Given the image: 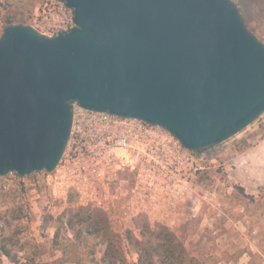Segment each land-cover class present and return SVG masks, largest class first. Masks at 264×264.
Listing matches in <instances>:
<instances>
[{"label": "water", "instance_id": "95a60500", "mask_svg": "<svg viewBox=\"0 0 264 264\" xmlns=\"http://www.w3.org/2000/svg\"><path fill=\"white\" fill-rule=\"evenodd\" d=\"M74 27L0 38V177L53 173L73 107L136 118L192 153L264 114V45L232 0H57Z\"/></svg>", "mask_w": 264, "mask_h": 264}, {"label": "rangeland", "instance_id": "374dc122", "mask_svg": "<svg viewBox=\"0 0 264 264\" xmlns=\"http://www.w3.org/2000/svg\"><path fill=\"white\" fill-rule=\"evenodd\" d=\"M57 2L0 0V38L17 25L54 37L66 19ZM243 13L264 45V14ZM66 160L50 174L0 177V264H107L108 243L87 234L100 228L122 238L167 230L200 264H264V114L218 146L152 167L103 166L97 177L76 164L64 171Z\"/></svg>", "mask_w": 264, "mask_h": 264}, {"label": "built area", "instance_id": "2783aa9c", "mask_svg": "<svg viewBox=\"0 0 264 264\" xmlns=\"http://www.w3.org/2000/svg\"><path fill=\"white\" fill-rule=\"evenodd\" d=\"M57 3L65 10L59 8L56 12L63 14L66 19L61 18L51 26L55 32L54 37L69 32L74 27L72 11L63 3ZM65 11L69 12V16ZM188 153L190 151L158 125L107 112L84 110L74 105L73 126L64 155L67 160L63 170L76 164L81 173L85 171L101 177L103 166V170L110 172L122 168L134 170L138 167H152L165 158L172 161L177 154L186 156Z\"/></svg>", "mask_w": 264, "mask_h": 264}, {"label": "trees", "instance_id": "16d2710c", "mask_svg": "<svg viewBox=\"0 0 264 264\" xmlns=\"http://www.w3.org/2000/svg\"><path fill=\"white\" fill-rule=\"evenodd\" d=\"M238 8L242 19L248 25V18L243 11L249 9L250 13L256 11L264 14V0H240ZM87 234L98 235L108 243L105 259L107 264H200L190 256L183 242L167 230L146 228L141 230L139 237L128 232L125 238L112 234L105 228L88 231ZM124 242L137 255L136 262L127 259Z\"/></svg>", "mask_w": 264, "mask_h": 264}]
</instances>
